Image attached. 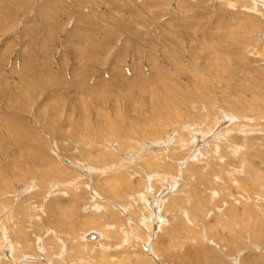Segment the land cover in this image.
Returning <instances> with one entry per match:
<instances>
[{
    "label": "rangeland",
    "instance_id": "1",
    "mask_svg": "<svg viewBox=\"0 0 264 264\" xmlns=\"http://www.w3.org/2000/svg\"><path fill=\"white\" fill-rule=\"evenodd\" d=\"M262 227L264 2L0 0V264H264Z\"/></svg>",
    "mask_w": 264,
    "mask_h": 264
},
{
    "label": "bare ground",
    "instance_id": "2",
    "mask_svg": "<svg viewBox=\"0 0 264 264\" xmlns=\"http://www.w3.org/2000/svg\"><path fill=\"white\" fill-rule=\"evenodd\" d=\"M255 1H257V2H264V1H261V0H255ZM226 118V117H225ZM228 119H230L229 117H227ZM220 120V119H219ZM217 124H219V122L217 123ZM215 125L214 126V129H211V127H210V129L211 130H208L206 133H204V135L203 134H200V128H199V130H198V132H197V130L194 128V127H190V126H184V129H186L187 130V132H188V134H185V135H182L181 136V134H179L178 133V136L177 137H175L174 139H176L175 141H176V143H175V147H176V145L179 143V141L181 142V144H183V145H185V146H189V144H193L192 146H196V151H192V155H191V157L189 158V160L190 159H193V160H199L200 159V157L201 156H203V154L205 153V152H207V150H218V146L219 145H221V143L223 142V140H224V137L226 136V134L227 133H230V130L228 131V130H226V129H219L218 127V125ZM221 124V126H222V123H220ZM208 125V124H207ZM210 125V124H209ZM218 126V127H217ZM186 127V128H185ZM204 127V126H203ZM180 130H181V128H180ZM206 130V129H205ZM234 130V129H233ZM202 131V130H201ZM203 132V131H202ZM173 135H175L174 133H172ZM189 135L191 136L190 138V141L189 140H187V138L189 137ZM176 136V135H175ZM226 138V137H225ZM170 139V142L168 143L167 141H164V142H162L159 146H157V147H154V146H156V145H153V148L155 149V148H158V147H162V148H165V149H168V147H170V145L172 144V141H174V140H172V138L170 137L169 138ZM185 141V142H184ZM225 141V140H224ZM228 143V142H227ZM224 144V143H223ZM226 144V143H225ZM229 144V143H228ZM158 145V144H157ZM191 146V147H192ZM223 146V145H222ZM190 147V148H191ZM187 148V147H186ZM219 148H220V146H219ZM233 148V147H232ZM147 150H149V149H147ZM192 150V149H191ZM221 150V149H220ZM170 151V150H169ZM155 153V152H154ZM161 153V152H160ZM205 156V155H204ZM101 157H103V156H101ZM100 157V158H101ZM106 157V156H105ZM128 157V156H127ZM126 157V158H127ZM211 157V156H210ZM95 158V157H94ZM99 158V159H100ZM104 158V157H103ZM93 159V158H92ZM96 159V158H95ZM94 159V160H95ZM107 159V158H106ZM96 160H98V159H96ZM105 160V159H104ZM188 160V161H189ZM203 160V159H202ZM100 161V160H99ZM90 162V161H89ZM93 163V162H92ZM107 163L109 164V161H107ZM196 163V162H195ZM242 163V162H241ZM96 165V164H95ZM168 165V164H167ZM107 167V166H106ZM113 167V166H112ZM115 168L116 167H118V165L117 166H114ZM86 169H87V167H86ZM91 171H92V169H90ZM109 170V168L107 167V168H104L102 171H100V172H107ZM111 170H112V168H111ZM194 173H195V171H194ZM41 174V173H40ZM173 177V176H172ZM115 178V177H114ZM160 178H162L163 179V176L161 175L160 176ZM113 179V178H112ZM161 179V180H162ZM170 179H172V184H174L175 183V179H174V177L173 178H170ZM169 179V180H170ZM115 180V179H114ZM118 180H120V179H118ZM163 182H164V180H163ZM162 182V183H163ZM171 185V184H170ZM169 185V186H170ZM173 186V185H172ZM172 186H170V188H165L164 190V192L162 193L163 194V197L161 198V199H159V201H158V203L157 204H161V207H163L164 206V203L167 201V199H169L167 196H170V195H172V190H171V187ZM179 190V189H178ZM28 191V190H27ZM174 192H176V190L174 191ZM174 192H173V194H174ZM180 193V192H179ZM138 197V196H137ZM167 197V199L166 200H164L165 198ZM139 198V197H138ZM146 199V195L144 194L143 196H142V199H141V201H144ZM178 198L176 197V198H174V199H172V202L169 204L170 205V207H171V215L172 216H177L178 215V213H177V211H175V209H176V206H179L178 205V203H179V199L177 200ZM171 200V199H170ZM181 202V201H180ZM192 206V205H191ZM159 207V206H158ZM117 208V207H116ZM118 208H120L121 209V211H123V213H125L126 211L125 210H123V208L122 207H118ZM170 209V208H169ZM129 210V209H128ZM125 211V212H124ZM169 211V210H168ZM169 213V212H168ZM179 213H181L180 211H179ZM181 215H184V214H181ZM196 215V214H195ZM178 217V216H177ZM179 218V217H178ZM173 220V219H172ZM163 221V217H161V216H158V214H157V216H156V219H154V221H153V219L150 221V223H146L147 221L145 220V221H143L142 223H143V227L145 228L146 227V232H147V234H149V235H151L152 234V232H153V226L154 225H157V224H160V222H162ZM128 222V221H127ZM146 223V224H145ZM138 224V223H137ZM161 225V224H160ZM222 225V224H221ZM162 227V226H161ZM143 228V229H144ZM157 228V227H156ZM137 229V228H136ZM160 229V228H159ZM247 229V228H246ZM250 229V228H249ZM135 230V229H134ZM141 230V229H140ZM174 230V229H173ZM216 230V229H215ZM264 231V229H263V227H262V229H259V231ZM132 231V230H131ZM137 231V230H136ZM261 231V232H262ZM93 233V232H92ZM92 233H90V234H88V236L86 235V238L89 240L90 238V235L92 234ZM96 233V232H95ZM132 235H134L135 233H134V231H132ZM118 234V233H117ZM127 235H130L129 233H126ZM144 234V233H143ZM255 234H257V233H255ZM104 235V234H103ZM103 235L101 234V238H104L103 237ZM254 235V234H253ZM113 236V235H112ZM258 236V235H257ZM127 237V236H126ZM256 237V236H255ZM133 238H135V235L133 236ZM150 238V237H149ZM249 238V237H248ZM257 238V237H256ZM256 238H254V240H256ZM96 239L99 241V239H100V235L99 234H97V237H96ZM96 239H92V240H96ZM139 239V242H143L142 241V239H141V237H139L138 238ZM194 239V238H193ZM259 239V238H258ZM96 240V241H97ZM144 240V239H143ZM176 240V239H175ZM197 240V239H196ZM91 241V240H90ZM145 241V240H144ZM181 241V240H180ZM185 241V240H184ZM192 241V240H191ZM245 241V240H244ZM257 241V240H256ZM259 241V240H258ZM100 242V241H99ZM188 242V241H187ZM199 242H201L202 243V241H199ZM96 243V242H95ZM98 243V242H97ZM130 243V242H129ZM133 243V242H132ZM136 243H138V242H136ZM194 243H196V242H194ZM193 243V244H194ZM200 243V244H201ZM145 244V243H144ZM156 244V243H155ZM189 244V243H188ZM192 244V245H193ZM163 245V244H162ZM165 245H167V244H165ZM264 245V244H263ZM262 245V246H263ZM189 246H191V244L189 245ZM189 246H188V252L190 253V255H191V253H193L192 252V249L190 248L189 249ZM16 247V246H15ZM158 247V246H157ZM183 247V246H182ZM184 247H185V245H184ZM187 247V246H186ZM195 247V246H194ZM258 247V246H257ZM261 247V246H260ZM154 248V247H153ZM162 248V247H161ZM200 248V247H199ZM264 248V247H263ZM157 249V248H156ZM163 250H165V253H166V249H164V248H162ZM171 249H172V246H171ZM153 250V249H152ZM163 250H158L157 252L155 251L154 252V250H153V252L154 253H152V257L153 258H156V260H158V261H160L159 263L160 264H164V263H167V264H169L166 260H169L170 259V255H169V253H164V251ZM194 250H196L195 248H194ZM193 250V251H194ZM207 251H208V249H206ZM252 250V249H251ZM254 250V249H253ZM186 251V252H187ZM245 251V250H244ZM199 252L200 253H202V255H204V249H200L199 250ZM213 252V251H212ZM211 252V253H212ZM263 252H264V250H263ZM189 253H187L188 255H189ZM205 253H206V251H205ZM207 253H209V251L207 252ZM151 254V253H150ZM159 254V255H158ZM187 255V256H188ZM209 255V254H208ZM212 255V254H211ZM243 255V254H242ZM260 254L258 253V258L260 257V256H263V253H261V255L259 256ZM162 258H161V257ZM245 256V255H244ZM252 256H253V254H252ZM200 257V256H199ZM204 257V256H203ZM206 257H208V256H206ZM256 257V256H255ZM264 257V256H263ZM13 258V257H12ZM194 258V257H193ZM14 259V258H13ZM131 259H133V258H131ZM189 258H187V260H188ZM195 259H197L196 258V256H195ZM212 259H213V257H212ZM242 259L244 260V258L242 257ZM256 260H257V258H255ZM260 259L261 258H259L258 260L260 261ZM194 260V259H193ZM219 260H221V259H219ZM227 260V259H226ZM190 261H191V259H190ZM202 261V260H201ZM213 262H214V259L212 260ZM211 261V262H212ZM223 261V260H222ZM228 261V260H227ZM254 261V260H253ZM259 261H257V262H259ZM157 262V261H156ZM188 262V261H187ZM200 262V261H199ZM208 262V261H207ZM255 263H256V261H254ZM262 261H260V263H261ZM263 262H264V260H263ZM179 263V261H177V264ZM186 263V262H185ZM184 263V264H185ZM190 263V262H189ZM198 263V262H197ZM243 263H245V262H243ZM254 263V264H255ZM259 263V264H260ZM138 264V263H137ZM187 264V263H186ZM191 264V263H190ZM199 264V263H198ZM204 264H206V263H204ZM207 264H210V263H207ZM216 264V263H215ZM237 264V263H236ZM242 264V263H241ZM251 264V263H250ZM263 264V263H262Z\"/></svg>",
    "mask_w": 264,
    "mask_h": 264
},
{
    "label": "water",
    "instance_id": "3",
    "mask_svg": "<svg viewBox=\"0 0 264 264\" xmlns=\"http://www.w3.org/2000/svg\"><path fill=\"white\" fill-rule=\"evenodd\" d=\"M96 237H97L96 235H91L90 239H96Z\"/></svg>",
    "mask_w": 264,
    "mask_h": 264
}]
</instances>
